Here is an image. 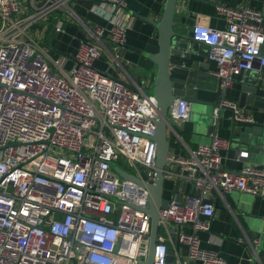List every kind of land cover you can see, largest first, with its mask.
I'll return each instance as SVG.
<instances>
[{
    "label": "built area",
    "instance_id": "obj_1",
    "mask_svg": "<svg viewBox=\"0 0 264 264\" xmlns=\"http://www.w3.org/2000/svg\"><path fill=\"white\" fill-rule=\"evenodd\" d=\"M69 1L0 0V264H142L150 237L151 218L142 208L154 179L156 143L150 136L157 104L95 65L105 40L117 51L125 46V0H94L105 23L93 28ZM58 9L75 17L90 38L77 41L68 67L70 56H50L38 29L31 31ZM216 10L226 26L194 23L191 38L209 47L207 59L216 65L211 74L225 91L244 71L264 66V28L261 11L248 4H219ZM64 22L55 17L54 32L64 31ZM174 103L170 119L183 124L189 103ZM221 104L235 108L223 99ZM220 110L213 108L215 125ZM210 139L167 157L178 170L167 168L165 177L191 182L193 192L158 210L159 228L188 225L178 236L187 252L183 260H169L158 234L153 264H249L254 257L233 263L201 244L198 232L209 229L215 214L213 192L264 197V165L226 171L221 151L229 140L217 134ZM119 156L141 184L114 170L111 162ZM235 157L244 160L247 151Z\"/></svg>",
    "mask_w": 264,
    "mask_h": 264
},
{
    "label": "crops",
    "instance_id": "obj_2",
    "mask_svg": "<svg viewBox=\"0 0 264 264\" xmlns=\"http://www.w3.org/2000/svg\"><path fill=\"white\" fill-rule=\"evenodd\" d=\"M125 2L130 18V23L126 29L125 46L117 51L110 41L105 40L101 55L96 59L95 65L98 69L107 73L108 76H112L116 80H123L130 88L134 90L140 88L145 94H148L147 90H150L152 86L156 67L153 66L147 71L143 69L142 67L148 62L132 48H141L146 38L153 32V28L139 17H156L161 12L163 0H125ZM93 4L94 0H70L68 2L69 8L84 23L87 24L88 20L105 23L103 15L94 11ZM219 4L225 5L222 0L218 2L213 0H180L175 11L183 20L193 21L194 23L202 22L211 28L219 29L226 26L225 16L216 10ZM242 4H248L251 8L263 12V0H229L228 6L237 7ZM70 17L71 20L64 15V31L59 33L54 32L51 23H49L51 26L47 24L46 27L36 28L39 33L44 34L43 37L38 39L50 56L55 57L62 53L70 56L66 67L73 62L71 52L74 50L77 40L89 38L85 34L82 24H80L82 31L80 29V31L75 30L77 26L75 23L78 22L74 20L75 17ZM260 24L264 28L263 15ZM186 28L187 25L184 22L181 29L186 31ZM50 35L52 36V42H49ZM262 51L264 53V47ZM194 58L208 65L205 81H202V87L197 90V99L202 102H212L215 98L213 89L216 86V80L211 72L216 69V65L209 61L207 56H196ZM257 67L259 68L260 65ZM243 74L244 72L224 91V101L231 104L238 103ZM260 92L263 94L262 99L259 100L260 105L255 108L253 105H246L247 113H245V117L257 123H264V90ZM190 108L187 120L183 124L174 125L168 131V156L185 155L189 149L194 148L196 145L209 142L211 134H217L220 138L229 140V146L221 151L222 169L238 173L246 163L256 166L264 165V129L259 136L249 135V142L244 143L232 134L229 110L221 108L215 125L212 117L213 106L203 105ZM194 123L198 125L197 131L191 134L190 130L193 128ZM209 127H211L210 130ZM241 151H247L248 157L244 160H238L235 157V154ZM175 167V165H171L167 168L174 169ZM177 181L179 183L176 186ZM192 192L193 184L191 182L179 181L172 177L166 178L163 190L164 198L173 199L175 194H179L181 195V201H184ZM213 194L215 196V214L210 220L209 229L198 232L201 244L204 248L214 250L229 262H246L248 257L254 256L259 238L264 231V197L235 191L223 196L214 192ZM171 226L172 228H169V230L162 228L163 233L160 234L168 246V259L183 260L187 252L186 247L178 242L176 235L173 234V226L175 225L171 224ZM188 229L189 226L187 225L181 227L180 231H187ZM257 264H264V251L259 255Z\"/></svg>",
    "mask_w": 264,
    "mask_h": 264
},
{
    "label": "water",
    "instance_id": "obj_3",
    "mask_svg": "<svg viewBox=\"0 0 264 264\" xmlns=\"http://www.w3.org/2000/svg\"><path fill=\"white\" fill-rule=\"evenodd\" d=\"M179 1L163 0L161 12L156 17H139L153 28V32L146 38L141 48H132L148 62L142 67L143 69L147 71L153 66L156 67L153 74L152 86L148 93L154 98L155 104H157V116L153 120L156 128L154 134L150 136L156 143V160L154 179L147 184L150 196L148 204L147 207L142 208L151 218L148 255L145 260H142V264H153V249L159 234L158 210L164 208L170 200L164 198L163 190L167 178L165 177V170L174 164L167 158L169 146L167 134L171 127L178 124L176 121L170 119L175 100H186L189 103V110H191L190 107L203 105H211L229 110L231 114L230 127L232 134L244 143L249 142V135L259 136L264 129V123H257L245 117V113H247L246 105H253L254 108L260 105L259 100L263 97L260 91L264 90V67L244 71L241 80L242 84L239 88L238 103L234 104L235 108L221 104L224 91L216 78V86L213 89L215 91L214 100L212 102H202L197 99V90L202 87V81H205L208 65L194 57L207 56L209 47L191 38V28L194 22L180 18V15L175 11ZM213 1L218 2L220 0ZM222 1L225 5L229 4V0ZM262 9V15L264 16V4ZM184 22L187 25L186 31L181 29V25ZM262 45L263 48L264 42ZM117 81L129 87L123 80L117 79ZM196 125V123L193 124V128L190 130L191 134L197 131L198 125ZM210 129L211 127H209ZM111 165L121 178L132 179L141 184L138 178L120 168L117 163L111 162ZM177 170L178 167L175 168V171ZM178 183L177 181L176 186ZM173 199L181 201V195L175 194ZM169 228H172L170 224L167 225L168 230ZM173 228V234L176 235L178 240L181 228L179 226H173ZM262 251H264V231L259 238L254 257L250 264H257Z\"/></svg>",
    "mask_w": 264,
    "mask_h": 264
},
{
    "label": "rangeland",
    "instance_id": "obj_4",
    "mask_svg": "<svg viewBox=\"0 0 264 264\" xmlns=\"http://www.w3.org/2000/svg\"><path fill=\"white\" fill-rule=\"evenodd\" d=\"M73 8V7H72ZM77 11V10H76ZM64 15H65V17L67 16V18H69L70 20H71V17H70V15L67 13V10H62V9H58V10H56V11H54V12H52L50 15H49V19L48 20H41V21H38V22H36L32 27H31V31L33 32L36 28H40L41 26H43V25H45V24H49V23H51L52 22V20L55 18V17H64ZM74 18V17H73ZM52 19V20H51ZM51 20V22H49ZM74 20L76 21V22H78V23H75L77 26H76V29L75 30H78V31H80L81 30V26H80V22L77 20V19H75L74 18ZM79 24V25H78ZM95 24H96V22H94L93 20H88V23H87V25L90 27V28H93L94 26H95ZM49 26H51V24H49ZM80 29V30H79ZM82 31V30H81ZM85 33V32H84ZM86 34V33H85ZM44 36V34H42V33H39V35H38V38H41V37H43ZM49 42H52V36L50 35L49 36ZM147 92L149 93L150 92V90H147ZM88 142L90 143L91 142V140H90V138H89V140H88ZM117 161L115 162V163H117V164H119L121 167H123L124 169H126L128 172H131V171H133V168L131 167H128V165L126 164V160H124V158H122V157H118L117 159H116ZM140 170H141V173L144 175L145 174V171L143 170V169H141L140 168ZM163 232H162V228L160 227L159 228V234H162Z\"/></svg>",
    "mask_w": 264,
    "mask_h": 264
}]
</instances>
